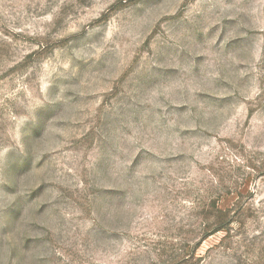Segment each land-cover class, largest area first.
I'll return each instance as SVG.
<instances>
[{
  "label": "rangeland",
  "instance_id": "374dc122",
  "mask_svg": "<svg viewBox=\"0 0 264 264\" xmlns=\"http://www.w3.org/2000/svg\"><path fill=\"white\" fill-rule=\"evenodd\" d=\"M0 264H264V0H0Z\"/></svg>",
  "mask_w": 264,
  "mask_h": 264
}]
</instances>
